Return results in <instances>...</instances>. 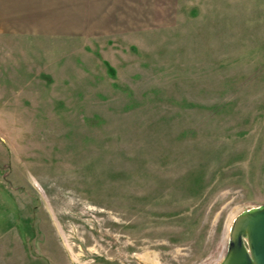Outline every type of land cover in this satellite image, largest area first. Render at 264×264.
Instances as JSON below:
<instances>
[{
	"label": "rangeland",
	"instance_id": "1",
	"mask_svg": "<svg viewBox=\"0 0 264 264\" xmlns=\"http://www.w3.org/2000/svg\"><path fill=\"white\" fill-rule=\"evenodd\" d=\"M8 2L0 264H221L264 205V0Z\"/></svg>",
	"mask_w": 264,
	"mask_h": 264
},
{
	"label": "water",
	"instance_id": "2",
	"mask_svg": "<svg viewBox=\"0 0 264 264\" xmlns=\"http://www.w3.org/2000/svg\"><path fill=\"white\" fill-rule=\"evenodd\" d=\"M221 264H264V205L247 210L235 221Z\"/></svg>",
	"mask_w": 264,
	"mask_h": 264
},
{
	"label": "crops",
	"instance_id": "3",
	"mask_svg": "<svg viewBox=\"0 0 264 264\" xmlns=\"http://www.w3.org/2000/svg\"><path fill=\"white\" fill-rule=\"evenodd\" d=\"M9 5L8 0H5ZM40 0V17L42 22H65V23H81V21H91L95 19V6L122 4L123 0ZM119 6V5H118ZM8 7V6H7ZM105 8V7H104ZM9 9V7H8ZM24 11V9H23ZM31 16L32 12L28 10ZM26 14V12H24ZM82 25L78 26L81 28Z\"/></svg>",
	"mask_w": 264,
	"mask_h": 264
},
{
	"label": "bare ground",
	"instance_id": "4",
	"mask_svg": "<svg viewBox=\"0 0 264 264\" xmlns=\"http://www.w3.org/2000/svg\"><path fill=\"white\" fill-rule=\"evenodd\" d=\"M231 223V221H229V224ZM228 224V226L230 227V225Z\"/></svg>",
	"mask_w": 264,
	"mask_h": 264
}]
</instances>
